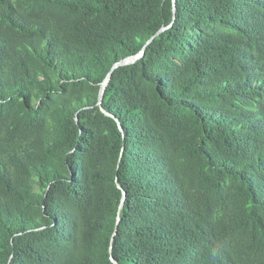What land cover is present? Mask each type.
Here are the masks:
<instances>
[{
  "label": "trees",
  "instance_id": "1",
  "mask_svg": "<svg viewBox=\"0 0 264 264\" xmlns=\"http://www.w3.org/2000/svg\"><path fill=\"white\" fill-rule=\"evenodd\" d=\"M0 264H264V0H0Z\"/></svg>",
  "mask_w": 264,
  "mask_h": 264
},
{
  "label": "water",
  "instance_id": "2",
  "mask_svg": "<svg viewBox=\"0 0 264 264\" xmlns=\"http://www.w3.org/2000/svg\"><path fill=\"white\" fill-rule=\"evenodd\" d=\"M165 29H166V27H163V28L161 29V31H163V30H165ZM151 40H152V39H151ZM151 40L148 41V42L146 43V45L144 46V48H143L139 53H137L136 55H133V56H130V57H127V58L123 59L122 61H120V62H118L117 64H115L114 68H116V67L119 66V65H125V64L132 63V62L136 61L138 58H140V57L145 53V48H146V46L148 45V43L151 42ZM114 68H113V69H114ZM112 71H113V70H112ZM112 71L109 73V75L107 76V78L104 80L103 85H102V88H101V92H100V104H101V105H102V102H101V101H102V99H103V95H104V92H105V88H106L107 84H108L109 81H110ZM104 111H105V110H104ZM105 112H106V111H105ZM106 113L109 114L108 112H106ZM122 206H123V205H121V208H122ZM119 221H120V216L118 217V222H119ZM116 231H117V228H116ZM116 231H115V233H114V235H113V239L115 238ZM111 251H112V248H111ZM112 260H113L114 262L118 263V261H117L114 257H112Z\"/></svg>",
  "mask_w": 264,
  "mask_h": 264
}]
</instances>
